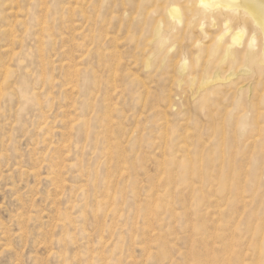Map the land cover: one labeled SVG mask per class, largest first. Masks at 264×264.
I'll return each mask as SVG.
<instances>
[{
    "label": "rangeland",
    "instance_id": "1",
    "mask_svg": "<svg viewBox=\"0 0 264 264\" xmlns=\"http://www.w3.org/2000/svg\"><path fill=\"white\" fill-rule=\"evenodd\" d=\"M78 1L0 0V264H264V60L166 0Z\"/></svg>",
    "mask_w": 264,
    "mask_h": 264
},
{
    "label": "bare ground",
    "instance_id": "2",
    "mask_svg": "<svg viewBox=\"0 0 264 264\" xmlns=\"http://www.w3.org/2000/svg\"><path fill=\"white\" fill-rule=\"evenodd\" d=\"M13 1V0H12ZM18 2V0H16ZM20 1V0H19ZM78 1V0H76ZM81 1V0H80ZM90 1V0H89ZM16 2V3H17ZM79 2V1H78ZM123 2V1H122ZM121 2V3H122ZM13 3V2H12ZM20 4V2H19ZM40 4V3H39ZM75 4V3H74ZM95 4V3H94ZM125 4V2H124ZM166 7H165V13L169 18H172V20H176L179 23H182L185 19L184 14L189 13L190 17L187 18L186 20V29H193V27L197 26L195 23L200 20V19H206L209 20L210 25H212L213 27H222L223 29V34L220 35L219 37L216 38V40H218V46L219 48H226L227 49V53H226V61L228 59H230L232 62H235V60L237 58H239L241 55L244 56L243 58H245V60L247 61L248 64H256L258 60L263 59L264 60V0H166ZM12 5V4H11ZM18 5V4H17ZM78 5V4H77ZM80 5V4H79ZM82 5V4H81ZM93 5V4H92ZM96 5V4H95ZM122 5V4H121ZM69 6V5H68ZM115 6V5H114ZM10 7V6H9ZM19 7V5H18ZM48 9V6H46ZM92 7V6H91ZM96 7V6H95ZM138 7V6H137ZM20 8V7H19ZM40 8V7H39ZM38 8V9H39ZM44 8V4L43 7ZM42 8L40 10H42ZM51 8V7H50ZM100 8V7H99ZM13 9V7H12ZM82 9V8H81ZM94 9V8H93ZM6 10V9H5ZM78 10V9H77ZM45 11V10H44ZM44 11L41 13V15L43 16ZM68 11V10H67ZM186 13H185V12ZM11 12V11H10ZM46 14H48V11L45 12ZM84 14V13H83ZM18 16V15H17ZM16 16V17H17ZM41 16V17H42ZM86 17V15H85ZM164 17V16H163ZM188 17V16H187ZM38 18V16H37ZM46 18V17H45ZM87 18V17H86ZM40 19V18H38ZM53 19V18H52ZM77 19V18H76ZM92 19V18H91ZM105 19V18H104ZM41 20V19H40ZM45 20V19H44ZM48 19H46L47 21ZM22 21V20H21ZM37 21V20H36ZM42 21V20H41ZM157 21V19H156ZM86 22V21H85ZM14 23V22H13ZM42 22H40L41 24ZM44 23V21H43ZM88 23V22H87ZM93 23V21H92ZM91 23V25L93 26V24ZM95 23V22H94ZM166 23V22H165ZM39 24V22L37 23ZM161 25L159 24L156 28L157 30V40L156 43L158 45V47L160 48V50L167 44L168 38L166 37V35H161ZM38 26V25H37ZM2 27V26H1ZM8 27L7 25L5 26V28ZM174 25H171L170 29L174 28ZM220 27V28H221ZM3 27V29H5ZM40 28V27H38ZM42 31H45V34H47L49 30V27H47V25L43 24L42 25ZM184 28V27H183ZM9 29V27H8ZM24 29V28H23ZM37 29V28H36ZM92 29V28H91ZM195 29V28H194ZM2 30V29H1ZM38 30V29H37ZM183 30V29H182ZM33 31V30H32ZM36 30H34L35 32ZM90 31V30H89ZM106 31V30H105ZM218 31V30H217ZM104 32V31H103ZM173 32V31H172ZM187 32V31H186ZM190 32V31H189ZM39 33V32H38ZM102 33V31H101ZM193 33V32H192ZM196 33V32H195ZM40 35L42 34L39 33ZM38 34V36H39ZM99 34V33H98ZM210 34V33H209ZM217 34V33H216ZM248 34L247 39L245 38V35ZM2 35V34H1ZM13 35V31L12 34ZM96 35V34H95ZM156 35V34H155ZM37 36V35H36ZM37 36V37H38ZM229 36V38H228ZM5 37V35H4ZM14 37V36H13ZM13 37H8V38H12ZM36 37V38H37ZM102 37V36H101ZM178 37V36H177ZM3 38V37H2ZM89 38V37H88ZM129 38V37H128ZM197 38V37H196ZM226 38H228V42L230 43V45L226 44L227 40ZM11 39V42H13ZM39 39V38H38ZM82 39V38H81ZM137 39V38H136ZM212 39V38H211ZM246 39V42H245ZM6 40V39H5ZM37 40V39H36ZM226 40V41H225ZM21 41V40H20ZM39 41V40H38ZM111 41V40H110ZM133 41V40H132ZM257 41H259V46ZM10 42V41H9ZM17 42V41H16ZM102 42V41H101ZM195 42V41H194ZM18 43H20L18 41ZM38 43V42H37ZM105 43V42H104ZM126 44V42H125ZM173 44V42L171 43ZM244 46L243 49L239 50L238 48L241 46ZM17 45V44H16ZM41 45V44H40ZM216 45V44H213ZM74 46V45H72ZM99 46V45H98ZM101 46V44H100ZM99 46V47H100ZM235 46V47H234ZM85 47V46H84ZM233 47V48H232ZM242 48V47H241ZM218 49V48H217ZM223 49V50H224ZM6 50V49H5ZM151 50V49H150ZM98 51V50H97ZM225 51V50H224ZM14 52V51H13ZM104 52V51H103ZM205 52V51H204ZM203 52V53H204ZM222 52V51H221ZM73 53V52H72ZM191 53V52H190ZM210 53V52H209ZM93 54V53H92ZM91 54V55H92ZM146 55V54H145ZM219 55V54H218ZM18 56V55H17ZM207 56V54H206ZM241 56V57H242ZM71 57V56H70ZM20 58V57H19ZM117 58V57H116ZM162 58V57H161ZM206 58V57H205ZM22 59V58H21ZM77 60V59H76ZM110 60V59H109ZM161 60V59H160ZM230 60H228L230 62ZM239 60V59H238ZM202 61V59H201ZM200 61V62H201ZM206 61V60H205ZM110 62V61H109ZM160 62V61H159ZM158 62V64H159ZM260 63H262V61H259ZM122 63V62H121ZM204 63V62H203ZM208 63V62H207ZM225 63V61H224ZM239 63V62H238ZM80 64V63H79ZM214 64V63H213ZM264 64V63H263ZM87 65V64H86ZM251 65V66H252ZM260 64H256V66H258ZM61 66V65H60ZM113 66V65H112ZM158 66V65H157ZM248 66V65H247ZM262 67H264V65H261ZM81 67V66H80ZM123 67V66H122ZM195 67V66H194ZM213 67V66H212ZM216 67V66H215ZM253 67V66H252ZM255 67V66H254ZM114 68V67H113ZM205 68V66H204ZM258 68L261 67L258 66ZM157 69V67H156ZM195 69V68H194ZM201 69V68H200ZM158 70V69H157ZM156 70V71H157ZM210 70V69H209ZM245 70V69H244ZM5 71V70H4ZM7 71V70H6ZM101 72V71H100ZM205 72V71H204ZM208 72V71H207ZM217 72V71H216ZM243 72V71H242ZM246 72V71H244ZM248 72V71H247ZM250 72V70H249ZM180 73V72H179ZM253 73V72H252ZM77 74V72H76ZM128 74V73H127ZM153 74V73H152ZM186 74V73H185ZM232 74V73H231ZM246 74V73H245ZM79 75V74H78ZM214 75V74H213ZM218 75V74H216ZM4 76V75H3ZM148 76V75H147ZM8 77V76H7ZM96 77V76H95ZM120 77V76H119ZM194 77V76H193ZM231 77V75H230ZM133 78V76H132ZM218 78V76L216 77V79ZM6 80V79H5ZM204 80V79H202ZM264 80V79H263ZM111 81V80H110ZM109 81V82H110ZM205 81V80H204ZM208 81V80H207ZM215 81V80H214ZM214 81H212L214 83ZM217 81V80H216ZM259 81V80H258ZM146 82V81H145ZM198 82V81H197ZM209 82V81H208ZM211 82V81H210ZM90 85L91 83V79L88 77L84 80V85L87 84ZM115 83V81H114ZM202 83V82H201ZM205 83V82H204ZM207 83V82H206ZM212 83V84H213ZM1 84V82H0ZM98 84V83H96ZM146 84V83H145ZM208 84V83H207ZM66 85V84H65ZM64 85V86H65ZM183 85V84H182ZM205 85V84H204ZM214 85V84H213ZM263 85V84H262ZM97 86V85H96ZM101 86V85H100ZM142 86V85H141ZM145 86V85H144ZM208 86V85H206ZM2 87V86H1ZM6 87V86H4ZM3 87V89H4ZM85 87H87V85H85ZM115 87V86H114ZM149 87V86H146ZM203 88L205 86H202ZM211 87V86H210ZM255 87V86H254ZM263 87V86H262ZM152 88V87H151ZM213 88V86H212ZM99 89V88H98ZM5 90V89H4ZM151 90V89H150ZM213 90V89H212ZM259 90V89H258ZM6 91V90H5ZM195 91V90H194ZM201 91V90H200ZM208 91V90H206ZM238 91V90H237ZM120 92V91H119ZM144 92V91H143ZM149 92V91H148ZM91 93V92H90ZM2 94V93H1ZM35 94V93H34ZM117 94V93H116ZM198 94V93H197ZM257 94V93H256ZM252 95V94H251ZM36 96V95H35ZM37 97V96H36ZM170 98V97H169ZM258 98V97H257ZM256 98V99H257ZM195 99V98H194ZM255 99V101H256ZM144 100V99H143ZM260 101V99H259ZM220 102V100H219ZM218 103V101H217ZM222 103V102H221ZM220 103V104H221ZM147 104V103H146ZM190 104V103H189ZM210 106V105H209ZM143 107V106H142ZM258 107V105H257ZM111 108V107H110ZM183 108V107H182ZM258 109V108H257ZM263 107L260 109L261 113L258 112V115H263L264 116V112H262ZM169 110V109H168ZM209 110V109H208ZM213 111V110H212ZM116 112V111H115ZM171 112V111H170ZM93 113V112H92ZM117 114V113H116ZM257 115V116H258ZM42 117V116H41ZM64 118V117H63ZM67 119V118H66ZM146 119V118H145ZM47 120V119H46ZM72 120V119H71ZM98 120V119H97ZM100 120V119H99ZM110 120V119H109ZM199 120V119H198ZM108 121V120H107ZM170 121V120H169ZM186 121V120H185ZM258 124V122H256ZM86 124V123H85ZM103 124V123H102ZM110 124V122H109ZM165 124V123H164ZM223 124V123H222ZM76 125V124H75ZM118 125V124H116ZM163 125V124H161ZM221 125V124H220ZM86 126V125H85ZM238 126V125H237ZM107 127V126H106ZM197 127V126H196ZM202 127V126H201ZM251 124L249 123V119L247 117L241 118V131L244 133L247 130H249L251 128ZM193 128V127H192ZM260 129H262V127H259ZM222 130V129H221ZM255 130V129H254ZM112 131V130H110ZM253 131V130H252ZM199 132V131H198ZM259 132V129H258ZM257 132V133H258ZM187 133V132H186ZM164 134V133H163ZM190 134V133H189ZM252 134V133H251ZM251 134L249 136H251ZM254 134V133H253ZM260 134V133H259ZM216 135V134H215ZM214 135V136H215ZM164 136V135H163ZM234 136V135H233ZM197 137V136H196ZM151 139V138H150ZM188 139V138H187ZM110 140V139H109ZM122 141V140H121ZM188 141V140H187ZM245 141V140H244ZM260 141V136H252L249 138V144L250 145H256L257 143H259ZM138 142V141H137ZM119 143V142H118ZM125 143V142H124ZM190 143V142H189ZM199 144V143H197ZM219 144V143H218ZM165 145V144H164ZM187 145V144H186ZM55 146V145H54ZM61 146V145H60ZM120 146V144H119ZM123 146V145H122ZM221 146V145H220ZM102 147V146H101ZM117 148V147H116ZM122 148V147H121ZM191 148V147H190ZM61 149V148H60ZM124 149V148H123ZM197 150V149H196ZM219 150V149H218ZM102 152V151H101ZM188 152V151H187ZM202 152V151H201ZM120 153V152H119ZM171 153V152H170ZM186 153V151H185ZM199 153V150H198ZM264 153V152H263ZM232 154V153H231ZM179 155V154H178ZM198 155V154H197ZM193 156V155H192ZM186 159V157H185ZM40 160V159H39ZM157 160V159H156ZM188 160V158H187ZM186 160V162H187ZM168 161V159H167ZM177 161V160H176ZM182 161V160H181ZM191 161V160H190ZM185 162V163H186ZM189 162V161H188ZM168 163V162H167ZM182 163V162H181ZM184 163V162H183ZM184 163V164H185ZM199 163V162H198ZM165 164V163H164ZM179 164V163H178ZM192 164V162H191ZM43 165V164H42ZM187 166V163L185 164ZM213 165V163H212ZM189 166V164H188ZM54 168V167H53ZM142 168V167H141ZM190 168H192V165H190ZM219 168V167H218ZM107 169V168H106ZM160 169V168H159ZM232 169V168H231ZM16 170V169H15ZM167 170V169H166ZM172 170V169H171ZM189 170V169H188ZM187 170V171H188ZM190 171V170H189ZM204 171V170H203ZM197 172V171H196ZM209 172V170H208ZM231 172V170H230ZM36 173V172H35ZM202 174V172H200ZM177 174V173H176ZM212 174V172H211ZM216 174V173H215ZM79 175V174H78ZM110 175V174H109ZM128 175V174H127ZM240 175V173H239ZM80 176V175H79ZM210 176V175H209ZM227 176V175H226ZM197 177V176H196ZM202 177V176H201ZM47 178V177H46ZM227 178V177H226ZM52 179V178H51ZM54 179V178H53ZM127 179V178H126ZM199 179V178H198ZM203 179V178H202ZM236 179V178H235ZM163 180V179H162ZM171 180V179H170ZM177 180V179H176ZM230 180V179H229ZM240 180V179H239ZM52 181V180H51ZM172 181V180H171ZM236 181V180H235ZM53 182V181H52ZM190 182V181H189ZM217 182V181H216ZM232 182V181H231ZM188 183V182H187ZM202 183V182H201ZM57 184V183H56ZM60 184V182H59ZM136 184V183H135ZM219 184V183H218ZM201 185V184H200ZM226 185V183L224 184ZM65 186V185H64ZM175 186V185H174ZM61 188V187H60ZM206 188V187H205ZM213 188V187H211ZM123 189V188H122ZM181 189V187H180ZM199 189V188H198ZM201 189V188H200ZM228 189V188H227ZM63 190V189H62ZM83 190V189H82ZM114 190V189H113ZM213 190V189H212ZM199 191V190H198ZM227 191V190H226ZM103 192V191H101ZM153 192V191H152ZM190 192V191H189ZM202 192V191H200ZM204 192V191H203ZM202 192V193H203ZM239 193V192H238ZM153 194V193H152ZM167 194V193H166ZM135 195V194H134ZM199 195L201 196V193H199ZM198 195V196H199ZM203 195V194H202ZM97 196V195H96ZM109 196V195H108ZM235 196V195H233ZM93 197V196H92ZM158 197V196H157ZM180 197V196H179ZM193 197V196H192ZM206 197V195H205ZM222 197V196H221ZM153 199V198H152ZM208 199V198H207ZM224 199V198H223ZM226 200V199H225ZM86 201V199H85ZM84 201V202H85ZM149 201V200H148ZM142 202V201H141ZM230 202V201H229ZM102 203V202H101ZM108 203V202H107ZM170 203V202H169ZM121 204V203H120ZM199 205V204H198ZM201 205V204H200ZM225 205V203H224ZM241 205V204H240ZM103 206V205H102ZM121 206V205H120ZM197 206V205H196ZM195 206V208H196ZM204 206V205H203ZM214 206V205H212ZM104 207V206H103ZM186 208V207H185ZM183 208V209H185ZM110 209V208H109ZM137 209V208H136ZM81 211V210H80ZM191 211V210H190ZM83 212V211H82ZM154 212V211H153ZM174 212V211H173ZM207 212V211H206ZM214 212V211H213ZM116 213V212H115ZM115 213H113L115 215ZM241 214V213H240ZM144 215V214H143ZM146 215V214H145ZM83 216V215H82ZM103 216V215H102ZM208 216V215H207ZM144 217V216H143ZM197 217V216H196ZM227 217V216H225ZM145 219V218H144ZM147 219V218H146ZM148 220V219H147ZM176 220V219H175ZM221 221V220H220ZM217 223V222H216ZM226 223V222H225ZM64 225V224H63ZM248 226V225H247ZM246 226V227H247ZM63 228V227H62ZM221 228V227H220ZM222 229V228H221ZM220 229V230H221ZM224 229V228H223ZM149 230V229H148ZM205 230V229H204ZM101 234V233H100ZM172 234V233H171ZM232 234V233H231ZM99 235V233H98ZM189 235V234H188ZM235 235V234H234ZM233 235V236H234ZM203 235H201L200 237H202ZM229 236V235H228ZM122 240V239H121ZM205 240V239H204ZM203 240V241H204ZM155 241V240H154ZM222 243V242H221ZM141 244V243H140ZM230 244V243H229ZM256 244V243H254ZM203 246V244H202ZM206 246V245H205ZM256 246V245H255ZM258 246V245H257ZM242 247V246H241ZM246 247V246H244ZM151 249V248H150ZM177 249V248H176ZM179 249V248H178ZM236 249V248H235ZM255 249V248H254ZM256 250V249H255ZM228 251V250H227ZM231 251V250H229ZM251 251V250H250ZM257 251V250H256ZM223 252V251H222ZM238 252V251H237ZM233 253V252H232ZM235 253V251H234ZM164 254V253H163ZM227 254V253H225ZM150 255V254H149ZM148 255V256H149ZM78 256V255H77ZM184 256V255H183ZM261 256V255H260ZM199 257V255H198ZM200 258V257H199ZM205 258V257H204ZM224 258V257H223ZM238 260V259H237ZM225 262V261H224ZM244 264V263H243Z\"/></svg>",
    "mask_w": 264,
    "mask_h": 264
}]
</instances>
